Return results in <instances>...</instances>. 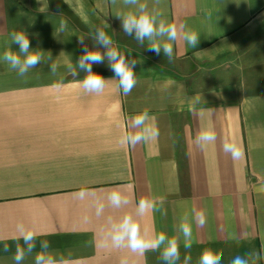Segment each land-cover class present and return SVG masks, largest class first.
Listing matches in <instances>:
<instances>
[{"label": "crops", "instance_id": "obj_1", "mask_svg": "<svg viewBox=\"0 0 264 264\" xmlns=\"http://www.w3.org/2000/svg\"><path fill=\"white\" fill-rule=\"evenodd\" d=\"M141 2L196 31L198 46L178 38L172 62L149 51L147 41L142 47L121 28L117 16L134 10L122 0H0V56L15 30L44 57L24 77L0 60V264H15L16 244L24 246L20 223L37 234L36 249L22 264H34L41 240L50 242L57 264H164L160 250L111 246L113 226L126 214L149 238L176 236V264L186 254L199 264L207 250L223 253L221 264L237 255L264 264L255 256L264 251V191H258L264 186V0ZM97 27L112 47L139 61L128 95L115 91L107 60L92 65L106 80L102 93H85V73L69 71L83 54L79 38L104 52L91 37ZM145 109L158 137L121 144L134 130L131 117ZM205 129L215 140L198 143ZM226 145L243 155L234 158ZM113 191L128 203L112 205ZM141 197L158 206L163 198L162 208L140 216ZM184 214L191 249L179 230Z\"/></svg>", "mask_w": 264, "mask_h": 264}, {"label": "clouds", "instance_id": "obj_2", "mask_svg": "<svg viewBox=\"0 0 264 264\" xmlns=\"http://www.w3.org/2000/svg\"><path fill=\"white\" fill-rule=\"evenodd\" d=\"M113 4L117 0H111ZM123 5L130 9L121 13L117 17L121 20V28L128 36H134L135 40L142 47L145 41L148 42L146 47L149 51L160 55L163 53L169 62L174 59L173 44L180 38L190 48H196L199 44L200 35L190 29L186 24L177 25L173 22H167L162 18V12L157 9L148 10L146 3L141 0H122ZM159 3V0H156ZM65 27L61 22L60 31ZM92 39L99 43L103 48L102 53L96 49H89L85 45V39L79 38L78 43L83 46V54L76 62V68L69 65V71L76 77L82 71L85 73L80 80L82 89L85 93H102L106 86V80L99 73L92 71L93 64H101L107 60L108 67L114 73L117 83L115 91L123 92L124 95L131 93L137 83L135 65L137 60H129L117 48L112 47V39L101 28L97 27L91 35ZM19 46V51H13L12 44ZM51 58V56L49 57ZM44 59L43 51L32 50L30 41L25 32L12 31L10 33V44L0 56V60L6 62L11 70L15 71L19 76H26L29 71L35 68ZM57 66L50 65V70L55 73ZM78 69V71H77ZM147 109L137 113L131 117L133 131H126L122 138L121 144L134 145L141 142L154 140L159 135V130L155 123H147L150 120ZM196 140L198 143L212 142L215 140V133L210 129L200 131ZM226 148L232 153L234 158H240L243 155L242 149L235 145H226ZM264 191V186L258 189ZM127 204L126 198H122L118 191H113L109 195V201L115 207H119L122 203ZM163 198L160 199L159 206L156 201L141 197L137 204V212L140 216L146 213L159 211L163 205ZM99 211V209H98ZM199 223H205L204 212L197 214ZM17 230L23 240V245L16 244L13 260L15 264H22L26 255H32L36 249L37 234L26 228L23 223L17 225ZM179 230L184 238L185 249L192 247V225L188 219V215L184 214L179 223ZM111 246L127 247L133 252L143 254L146 251L160 250V259L164 264H176L180 260L179 242L176 236L169 237L164 232L153 234L150 238L146 234H142L139 223L133 219L131 214L123 216L118 225H114L111 232ZM163 246V247H162ZM50 242L48 240L40 241V251L35 253L34 264H57L56 258L49 253ZM4 251H9V245L4 244ZM248 255V253H247ZM256 259H264V251L255 253ZM223 253H214L211 250L204 251L200 258L199 264H221ZM191 255L186 254L183 258V264H190ZM230 264H248L246 256H235Z\"/></svg>", "mask_w": 264, "mask_h": 264}]
</instances>
